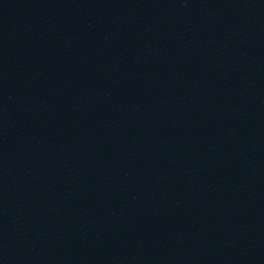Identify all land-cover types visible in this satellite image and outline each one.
Returning <instances> with one entry per match:
<instances>
[{
    "label": "water",
    "instance_id": "1",
    "mask_svg": "<svg viewBox=\"0 0 264 264\" xmlns=\"http://www.w3.org/2000/svg\"><path fill=\"white\" fill-rule=\"evenodd\" d=\"M0 264H264V0H0Z\"/></svg>",
    "mask_w": 264,
    "mask_h": 264
}]
</instances>
